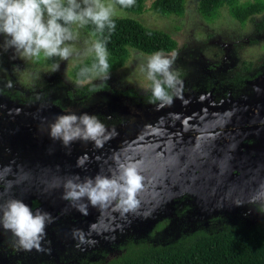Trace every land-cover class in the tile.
Returning a JSON list of instances; mask_svg holds the SVG:
<instances>
[{
    "label": "rangeland",
    "instance_id": "rangeland-1",
    "mask_svg": "<svg viewBox=\"0 0 264 264\" xmlns=\"http://www.w3.org/2000/svg\"><path fill=\"white\" fill-rule=\"evenodd\" d=\"M197 2L188 0L182 17L149 9L136 14L115 5V17H133L176 39L177 48L164 53L176 54L171 70L180 81L170 104L142 102L123 92L151 91L146 64L153 54L131 48L126 63L107 79L94 74L77 81L71 69L95 54L96 41L83 26L72 24L75 38L63 45L72 50L68 59L52 62L43 54L29 58L5 50L8 37L0 33V202L17 198L53 217L44 251L19 250L15 237L0 226V264L102 261L119 253V243L129 238L157 244L200 228L217 230L224 222L264 224V205L249 203L264 192V34L258 29L264 13L241 26L225 7L220 18L207 23ZM249 61L251 78L260 74L244 85L230 84L245 74ZM88 82L110 88L83 99L70 95ZM13 84L30 101L3 92L15 90ZM69 112L94 114L116 134L102 147L76 141L65 148L49 137L48 128ZM116 158L138 162L144 176L135 209L125 212L115 202L104 208L88 204L84 215L62 198L65 176L59 175H111ZM46 165L59 169L45 183L38 179ZM160 221L164 227L151 233Z\"/></svg>",
    "mask_w": 264,
    "mask_h": 264
},
{
    "label": "clouds",
    "instance_id": "clouds-1",
    "mask_svg": "<svg viewBox=\"0 0 264 264\" xmlns=\"http://www.w3.org/2000/svg\"><path fill=\"white\" fill-rule=\"evenodd\" d=\"M115 3L122 8H129L135 4V0H115ZM115 15V5H106L102 0H0V33L8 37L3 47L5 50L14 48L17 53L29 58H39L43 54L44 58L60 57L67 60L72 50L63 45L75 38L69 25L84 26L90 22L102 34L106 28L115 30ZM93 50L97 63L91 68L81 69L80 75L95 72L107 79L110 66L105 42L96 41ZM175 58V53L167 56L162 52L147 58L146 69L152 81L153 102L170 104L172 96L169 90L178 91L180 81L171 70ZM58 69L59 66L56 67ZM8 86L11 87V84ZM115 134V130L109 132L96 115L86 112L79 115L74 112L60 114L48 128L49 137L54 141L59 140L69 149L76 141L92 142L102 147ZM77 166H82L80 158ZM47 168L48 165L45 166ZM143 181L138 162L116 158V167L111 175L98 173L95 177L81 179L77 174L67 178L63 184L62 198L73 202L84 215H87L88 204L104 208L114 202L127 212L138 206L137 195L143 188ZM249 203L264 205V192L250 199ZM235 204L239 206L242 202ZM52 222L50 213L40 209L34 212L20 199L9 198L0 202V226L15 237L19 250L44 251L42 243L47 235L46 227Z\"/></svg>",
    "mask_w": 264,
    "mask_h": 264
},
{
    "label": "trees",
    "instance_id": "trees-1",
    "mask_svg": "<svg viewBox=\"0 0 264 264\" xmlns=\"http://www.w3.org/2000/svg\"><path fill=\"white\" fill-rule=\"evenodd\" d=\"M110 1L131 13L140 14L149 9L160 15L182 17L188 0H150L149 5H147L149 0H135V4L129 8H122L115 3V0ZM225 7L241 26H245L254 15L264 13V0H198L197 10L207 22H214L220 18ZM113 19L115 30L109 31L106 28L102 34L97 32L95 25L90 22L83 26L92 34L95 41L105 42L109 72L126 63L131 48L146 54H154L168 53L178 46L176 39L170 33L148 27L138 19L129 16H114ZM68 27L73 30L72 24ZM258 29L264 34V21L259 24ZM56 58H47L46 61L52 62ZM96 63V54H92L77 63L71 69L70 76L77 81L92 77L95 72H90L86 76H81L80 72L81 69L91 68ZM246 77L238 75L236 82L242 85L246 82ZM13 87L15 90L9 88L4 89L3 92L20 102L30 101L27 92L19 89L16 84H13ZM84 88L80 92L81 95L85 93L90 95L91 91L110 87L107 83L89 82ZM123 92L142 102L150 104L159 102H153L151 91L137 93L133 89H125ZM169 93L174 96L173 90H169ZM40 201L47 203L45 197ZM39 205L40 202L35 200L34 207ZM164 225L165 221L157 222L151 233L161 230ZM119 244V253L102 261L86 259L80 264H264V224L224 222L217 230L200 228L165 243L156 244L147 239L129 238Z\"/></svg>",
    "mask_w": 264,
    "mask_h": 264
},
{
    "label": "flooded vegetation",
    "instance_id": "flooded-vegetation-1",
    "mask_svg": "<svg viewBox=\"0 0 264 264\" xmlns=\"http://www.w3.org/2000/svg\"><path fill=\"white\" fill-rule=\"evenodd\" d=\"M263 14V13H262ZM258 15H261V14H258ZM254 16H256V15H254ZM207 23H209V22H207ZM247 65H245L244 67H243V70H244V76H247L245 79H246V82L245 83H243L242 85H244V84H246V83H248V82H250L251 80H252V78H254V77H256V75H259L260 74V72H257V73H255L254 74V76L251 78V76L248 74L250 71H251V66H252V63L249 61V62H247L246 63ZM243 76V75H242ZM89 83V82H88ZM87 83V84H88ZM238 84V82H236V79L235 80H231L230 81V84ZM87 84H85V86L87 85ZM96 84H101V83H96ZM85 86H83L82 88H78V89H76L75 90V94H72V93H70V95H72V96H74V97H77V98H82L83 99V97H87V95H88V93H85L84 95H81V91H83L85 88ZM237 87H239V86H237ZM99 90H106V89H99ZM99 90H96V91H91L90 93L92 94H95V93H97ZM109 92L112 94V92L109 90ZM66 94L68 95V92H66ZM85 99V98H84ZM260 105H262V103H259V105L258 106H260ZM263 113H264V111H262ZM6 116H8V114H6ZM256 122V124H257V122L258 121H255Z\"/></svg>",
    "mask_w": 264,
    "mask_h": 264
},
{
    "label": "water",
    "instance_id": "water-1",
    "mask_svg": "<svg viewBox=\"0 0 264 264\" xmlns=\"http://www.w3.org/2000/svg\"><path fill=\"white\" fill-rule=\"evenodd\" d=\"M59 169V166H56L55 168L51 167V168H47V169H43L42 170V174L40 175L39 179L41 182H48V181H51L53 180V178L55 177V174L57 172V170ZM68 174H70L69 172L66 174L64 172V174H61L59 176L63 177L65 176L64 180H63V183L64 181L67 180L68 178ZM54 183H56V181L54 180ZM45 188H49L48 186H45Z\"/></svg>",
    "mask_w": 264,
    "mask_h": 264
}]
</instances>
